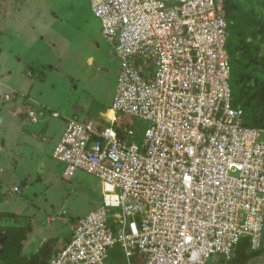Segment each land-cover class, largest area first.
<instances>
[{"label": "built area", "instance_id": "built-area-1", "mask_svg": "<svg viewBox=\"0 0 264 264\" xmlns=\"http://www.w3.org/2000/svg\"><path fill=\"white\" fill-rule=\"evenodd\" d=\"M89 2L116 92L104 114L66 119L52 157L63 179L98 180L101 202L47 264H106L114 246L125 264L230 261L244 238L260 251L264 129L232 103L225 0Z\"/></svg>", "mask_w": 264, "mask_h": 264}, {"label": "rangeland", "instance_id": "rangeland-1", "mask_svg": "<svg viewBox=\"0 0 264 264\" xmlns=\"http://www.w3.org/2000/svg\"><path fill=\"white\" fill-rule=\"evenodd\" d=\"M228 2L232 4L228 16L232 23L243 26L248 51L255 54L258 63L247 68V61L237 54V68L247 79L261 84L264 82V0ZM36 18L41 23L35 22ZM118 71L114 49L104 38L89 0H0V77L4 82L0 81L3 85L0 86V122L1 116L3 120L6 118L4 113L8 116L7 123H0L3 132L0 145L5 146L1 151L4 155L6 150L13 149L5 159L0 153V163L5 165L11 159L20 162L17 171L4 178L7 180L4 193L9 199L19 200L20 213L37 214V225L45 227L40 232L42 239L49 232L59 235L61 229L66 237L68 231L64 230L101 202L99 181L82 172L63 179V165L53 159L52 151L64 131V118L72 117L78 110H82L79 121L107 112ZM241 86L237 90L247 93V97L254 92ZM22 93L28 95V102L21 97ZM30 111L36 114L34 123L28 117ZM119 120L129 126L135 124L141 132L147 127L145 122L129 116H121ZM13 127H16L15 135L21 127L38 133L25 132L26 137L21 140L30 146L21 149V154L13 145L18 140L14 132L4 136ZM32 152L39 156L33 158ZM24 177L25 183L29 182L27 185L22 183ZM14 187L20 193H15ZM8 208L15 210L12 205ZM4 217L0 216V226L10 229L15 216Z\"/></svg>", "mask_w": 264, "mask_h": 264}, {"label": "crops", "instance_id": "crops-1", "mask_svg": "<svg viewBox=\"0 0 264 264\" xmlns=\"http://www.w3.org/2000/svg\"><path fill=\"white\" fill-rule=\"evenodd\" d=\"M36 20L37 21H35V22L41 23L40 19L36 18ZM41 26L42 25H40V29H41ZM42 38H44V37H42ZM110 44L112 45V47L114 49L113 44L112 43H110ZM91 61L92 60H90V62ZM30 74L32 75V73H30ZM117 76H118V74H117ZM0 81H2L1 77H0ZM116 85H117V81H116ZM0 86H3L1 82H0ZM8 90H9V92L17 93L13 90H10V89H8ZM115 92H116V86H115V90H114V95H115ZM114 95H113V97H114ZM21 97L22 98L25 97L27 99V102H28V98H29L28 95L22 93ZM112 100H113V98H112ZM2 109H3V113H4V108H2ZM6 109L7 108H5V110ZM81 112H82V110H78V112H76L74 115H72V117L64 118V120L66 121V119H70V118H72V119L74 118V119L78 120V118L80 116L79 113H81ZM30 113L34 114L33 119H31L29 117ZM108 115L112 116L111 113H109ZM4 116H6L5 120H3L2 116H1L2 122H0V123H2V125L7 123V121H6L7 117H8L7 113H4ZM28 117L33 123L36 122V118H35L36 114L34 112L30 111L28 113ZM57 117H59V116H57ZM86 120H88V119H86ZM4 121H6V122H4ZM37 123H35V124H37ZM64 123H63V130H64ZM15 131H16V127L8 128L6 130V132H4V136H7L8 134H12L14 132V138L16 137V138H18V140H16V141L14 140L15 143H13V145H14V147L18 148V150L20 151L19 153L21 154V149L25 150L26 147L30 146L28 144H25V142L23 140H21V139H24L26 137L25 132L27 131V132H30V134H35L36 131L35 132L30 131V129H28L26 127L19 128L17 130L18 135H15ZM2 133L3 132H0V134H2ZM36 134H38V133L36 132ZM41 134H42V132H41ZM62 134H63V132L60 134L59 137H61ZM57 144L58 143H56V145ZM2 150H5V146L3 147V145H0V153H3V152H1ZM11 150H13V149L6 150L5 155L3 153V159H5L9 156ZM22 155L24 156V154H22ZM31 156H33V158L36 159L37 156H39V155L32 152ZM1 161H3V160H1ZM11 161H12V159H11ZM11 161H9L8 163H5V165L0 163V165L2 164L0 166V216L3 218H5L4 215L15 216L14 217L15 222H13L12 225H15L17 227L14 228L15 230H12L11 228L9 230H7L8 229L7 228L6 229L7 231L17 232L16 231L17 228L26 227L27 225L31 226L32 229L30 232H28L26 234L25 239L22 242H20V247L18 248L17 252H15L14 254H11V251H10L11 248L10 249L6 248V251H4L5 255H9V257H11L10 262L14 261L15 259H18V258H23L24 260H26L28 262V264H47L49 259L51 258V256H53L54 254H56L58 251H60L62 248H64L66 246L68 239H69V236L71 234V229L73 228L75 223H73L67 230H64V231H68V233L66 234V237L63 236V234H62L63 229H61L59 235H55L54 233L49 232L47 234V236L44 239H42L41 235H43V233L40 234V232L45 231L44 230L45 227H43L44 226L43 224H42V227L40 224H39V226L37 225V222H36L37 221V219H36L37 214H34V215L28 214L27 215L26 213H20V209L18 207L21 203H19V200L17 201L16 197L15 198L13 197V199H9V197L4 193V189H5L4 184L7 182V180H5L4 178L9 176L13 171H17V169L20 165L19 159L17 160V162H16V159L13 160L15 162H11ZM25 182H26V180L24 177V181L22 183L25 185H27L29 183V182L28 183H25ZM15 189H17V191H15ZM13 190L15 193H20V191L17 187H14ZM10 205L15 206V210L9 209L8 207ZM3 208H7L8 212L2 211ZM9 210H11V211H9ZM13 212H15V213H13ZM4 220H5V222H7L6 219H4ZM4 231H5V228H3L1 226L0 232L3 233ZM3 250H4V248H3ZM261 250L262 251L259 252V255L248 260V262L246 264H264V236H263V242H262ZM249 252H251V251L249 250ZM235 255L236 254H234V258L232 259L233 261L231 260L233 262L232 264H241L242 263L241 260H243V257H237V259H235ZM238 256H240V255H238ZM0 264H2V263H0ZM106 264H125L123 256H122V251H121L119 246H114L111 250H109L108 257L106 259ZM137 264H139V263H137ZM207 264H228V263L222 259H219V258H212Z\"/></svg>", "mask_w": 264, "mask_h": 264}, {"label": "trees", "instance_id": "trees-1", "mask_svg": "<svg viewBox=\"0 0 264 264\" xmlns=\"http://www.w3.org/2000/svg\"><path fill=\"white\" fill-rule=\"evenodd\" d=\"M231 3L228 0H225V13L227 20V32H228V40L226 49L230 58L231 65V87H232V103L234 107H239L242 109L244 113V121L245 125L248 127H255L259 129H264V82L258 84L254 79H247L241 69L237 68L238 61L236 60L237 54H241L240 57L247 61V68L253 67L255 64H258L255 61V54L253 52L248 51L249 45L246 44V37L244 34L243 26L241 24H234L229 18V11L231 8ZM264 27L262 28V31ZM263 63V60L260 62ZM245 89L249 87L250 90H254V92L247 97V93L242 92V90H237L239 87ZM250 113V116H247V113ZM15 222V218L12 219V224ZM12 225L11 229L17 226ZM1 229V226H0ZM9 230V228L6 230ZM31 226L27 225L26 227L17 228L16 231L19 233L20 242H22L26 234L31 231ZM71 236V234H70ZM69 236V239H70ZM68 239V240H69ZM20 247V245H19ZM249 240L247 238L242 239L239 243L235 259L237 257H243L241 264H246L248 260L259 255V252H249ZM240 255V256H238ZM233 261V260H232ZM230 261H225L228 264H232Z\"/></svg>", "mask_w": 264, "mask_h": 264}, {"label": "water", "instance_id": "water-1", "mask_svg": "<svg viewBox=\"0 0 264 264\" xmlns=\"http://www.w3.org/2000/svg\"><path fill=\"white\" fill-rule=\"evenodd\" d=\"M19 245H20L19 233L10 232V231L3 232V233L0 232V263L2 264H28V262L24 260L23 258H18L10 262L11 257H9V255H5L4 251H6V248L8 249L11 248L10 249L11 254H14L15 252H17Z\"/></svg>", "mask_w": 264, "mask_h": 264}]
</instances>
